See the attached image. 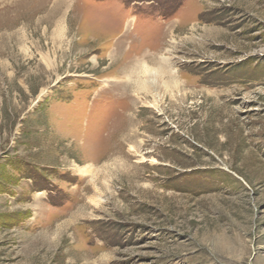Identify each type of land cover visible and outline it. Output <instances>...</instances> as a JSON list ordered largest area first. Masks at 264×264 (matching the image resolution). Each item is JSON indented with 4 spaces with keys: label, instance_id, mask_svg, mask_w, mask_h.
Returning <instances> with one entry per match:
<instances>
[{
    "label": "rangeland",
    "instance_id": "1",
    "mask_svg": "<svg viewBox=\"0 0 264 264\" xmlns=\"http://www.w3.org/2000/svg\"><path fill=\"white\" fill-rule=\"evenodd\" d=\"M0 264H264V0H0Z\"/></svg>",
    "mask_w": 264,
    "mask_h": 264
},
{
    "label": "bare ground",
    "instance_id": "2",
    "mask_svg": "<svg viewBox=\"0 0 264 264\" xmlns=\"http://www.w3.org/2000/svg\"><path fill=\"white\" fill-rule=\"evenodd\" d=\"M166 67V66H165ZM174 72V71H173ZM154 74V73H153ZM156 74L157 73H155V76H156ZM158 75V74H157ZM152 77H153V75H151ZM161 78V81L163 82V84H169L171 81H173V79L174 78H177V75L176 74H174V73H172V70H170V69H162L161 68V70L159 71V76H158V79H160ZM147 81V80H146ZM159 81V80H158ZM175 81H176V79H175ZM142 82H145V80H144V78L142 79ZM177 82V81H176ZM147 83V82H146ZM156 83H157V81H156ZM150 84H152V83H150ZM152 86V85H151ZM164 86V85H163ZM160 87H162V86H160ZM127 129H129V128H127ZM126 130V127L124 128V131ZM123 131V132H124ZM130 135V134H129ZM135 135V134H134ZM137 136V135H136ZM134 150V149H133ZM131 155V154H130ZM137 155H139V154H137ZM124 158V157H123ZM154 160V159H153ZM155 161V160H154Z\"/></svg>",
    "mask_w": 264,
    "mask_h": 264
},
{
    "label": "trees",
    "instance_id": "3",
    "mask_svg": "<svg viewBox=\"0 0 264 264\" xmlns=\"http://www.w3.org/2000/svg\"><path fill=\"white\" fill-rule=\"evenodd\" d=\"M164 15H166V14L164 13Z\"/></svg>",
    "mask_w": 264,
    "mask_h": 264
}]
</instances>
